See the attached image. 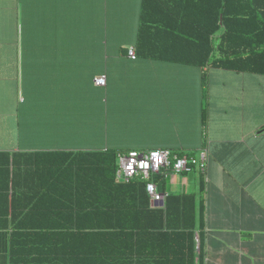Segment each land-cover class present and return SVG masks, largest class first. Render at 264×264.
<instances>
[{
  "label": "crops",
  "instance_id": "obj_1",
  "mask_svg": "<svg viewBox=\"0 0 264 264\" xmlns=\"http://www.w3.org/2000/svg\"><path fill=\"white\" fill-rule=\"evenodd\" d=\"M140 2L0 0V264L24 182L25 199H53L52 159L205 146L207 174H168L164 191L197 195L196 240L136 246L128 264H264V75L132 59Z\"/></svg>",
  "mask_w": 264,
  "mask_h": 264
},
{
  "label": "trees",
  "instance_id": "obj_2",
  "mask_svg": "<svg viewBox=\"0 0 264 264\" xmlns=\"http://www.w3.org/2000/svg\"><path fill=\"white\" fill-rule=\"evenodd\" d=\"M133 45L138 59L264 75V0H141ZM117 153L52 159L53 199L46 204L25 199L31 187L24 182L22 199L12 201L14 231L3 235L8 264H128L140 256L136 246L196 240L204 227L197 195L168 193L164 207L151 206L144 180H117ZM153 179L164 192L170 179ZM45 212L50 230L28 224Z\"/></svg>",
  "mask_w": 264,
  "mask_h": 264
},
{
  "label": "built area",
  "instance_id": "obj_3",
  "mask_svg": "<svg viewBox=\"0 0 264 264\" xmlns=\"http://www.w3.org/2000/svg\"><path fill=\"white\" fill-rule=\"evenodd\" d=\"M128 56L137 58L134 45L128 47ZM97 85L104 86L107 76L102 74L95 78ZM117 180L130 182L141 179L146 182V189L150 198L155 203L165 201L166 192L159 190L158 183L153 179L157 174L164 173L182 175L193 171L195 168L207 174L210 153L208 147H202L196 154L193 152H175L169 148L155 149H131L118 152Z\"/></svg>",
  "mask_w": 264,
  "mask_h": 264
},
{
  "label": "water",
  "instance_id": "obj_4",
  "mask_svg": "<svg viewBox=\"0 0 264 264\" xmlns=\"http://www.w3.org/2000/svg\"><path fill=\"white\" fill-rule=\"evenodd\" d=\"M156 204H158V205H160V206H163V205H164V201H162V202H160V203H156Z\"/></svg>",
  "mask_w": 264,
  "mask_h": 264
}]
</instances>
